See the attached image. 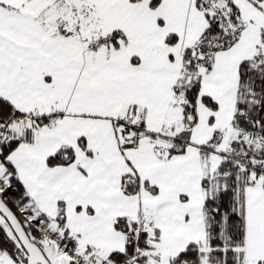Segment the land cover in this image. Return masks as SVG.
Segmentation results:
<instances>
[{
  "label": "snow or ice",
  "instance_id": "6c2138e0",
  "mask_svg": "<svg viewBox=\"0 0 264 264\" xmlns=\"http://www.w3.org/2000/svg\"><path fill=\"white\" fill-rule=\"evenodd\" d=\"M0 264H264V0H0Z\"/></svg>",
  "mask_w": 264,
  "mask_h": 264
}]
</instances>
